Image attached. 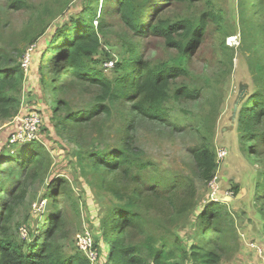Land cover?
Instances as JSON below:
<instances>
[{"label": "rangeland", "instance_id": "374dc122", "mask_svg": "<svg viewBox=\"0 0 264 264\" xmlns=\"http://www.w3.org/2000/svg\"><path fill=\"white\" fill-rule=\"evenodd\" d=\"M23 1L26 8L15 10L10 7L12 0H0V56H6L10 64H18L24 74L18 114L0 120V210L3 201L15 195L19 187L24 192L21 201L13 206L11 240L28 243L33 237L41 236L46 217L56 205L63 223L55 232L54 241L63 255L84 256L77 249L75 237L87 229L94 253L91 264H108L105 253L108 246L100 237L102 220L111 203L117 201L114 192L126 196L135 186L114 175L95 181L87 167L78 165V155L91 146L97 150L116 149L120 146V133L125 129L130 133L133 149L140 151L142 161L152 162L171 182L185 177L195 192V207L188 208V212L165 219V212L158 210L160 205L148 210L155 246L165 240L171 245L177 241L188 248L206 226L205 222L200 224L198 212L214 202L220 204L223 216L215 246L218 264H264V198H257L255 194L256 185L258 190L264 187V149L256 155L249 151L247 142L242 141L244 134L238 117L253 93L264 95V79L257 71V65H264V49H261L264 47V2L262 5V0H208L210 3L187 0L164 8L162 16H180L192 22L210 11L222 18L217 27L207 21L201 42L185 62L187 76L170 84V98L165 101L168 117L161 122L142 119L132 111L134 102L130 99L81 128L69 126V130L59 131L58 117H64L67 108L76 112L92 106L99 91L81 86L63 73L54 79L51 70L46 73L43 86L40 56L56 28L85 18L87 7H92L98 15L101 0ZM106 18V34L100 35L101 50L97 57L100 63L92 64L94 67L102 69L111 56L121 62L122 43L126 40L140 45L150 67L168 64L177 57L176 51L166 47L161 37L138 39L111 15L107 14ZM58 63L54 58L51 69ZM104 71L109 79L119 76L114 68ZM55 81L60 85L57 92ZM181 86L197 90L199 97L193 101L174 99V90ZM55 99L67 105L53 111ZM35 110L39 119L36 141L44 148L43 167L36 175L29 176L27 167L16 168L1 161L11 159L28 143L9 145L8 140L20 129L23 117ZM200 138H205L215 151L217 169L208 182L199 178L192 157L201 145ZM221 148L226 155L219 159L217 151ZM59 183L64 185L63 189ZM53 184L55 189L51 187ZM139 184L146 187V182ZM235 188L239 190L237 194ZM51 190L56 196L53 203L49 198ZM185 201L182 196L181 202ZM94 240L97 248H93ZM132 242L145 254V237L137 235Z\"/></svg>", "mask_w": 264, "mask_h": 264}, {"label": "trees", "instance_id": "16d2710c", "mask_svg": "<svg viewBox=\"0 0 264 264\" xmlns=\"http://www.w3.org/2000/svg\"><path fill=\"white\" fill-rule=\"evenodd\" d=\"M184 1L187 0H101L98 15L92 7H87L84 10L85 18L73 20L70 25L54 30L49 44L40 56L42 85H46L44 82L46 73L51 70L54 79L61 77L63 73L67 79L99 91L96 102L85 110L75 112L67 108L64 117H58L56 126L59 127V131L69 130V126L72 129L81 128L100 114L108 115L113 106H120V103L130 99L134 102L132 111L142 119L161 122L168 117L165 101L170 98V84L187 76L185 62L190 59L201 42L207 21L213 22L217 27L222 19L219 13L212 11L204 12L194 22L180 16L172 18L162 16L169 5ZM206 2L210 3L208 0ZM263 2L264 0L261 1L262 5ZM10 7L18 10L26 8V5L23 0H12ZM262 11L264 12V5ZM107 14L138 39L148 36L161 37L166 47L176 51L177 57L168 64L150 67L142 56L140 45L126 40L122 43L124 50L122 61L118 62L112 56L109 59L114 61L113 68L119 76L114 79L107 78L104 75V68L98 69L92 65L100 63L97 58L101 50L100 35L106 34ZM54 58L59 60V63L51 69ZM10 63L6 56H0V120L17 115L20 107L18 95L24 74L18 64ZM257 71L264 79V65H257ZM55 85L54 91L57 92L60 85H57L56 81ZM263 96L260 92L253 93L238 115L244 134L242 141L247 142V147L253 155L264 149ZM172 97L176 100L193 101L199 97V92L181 86L174 90ZM66 105L65 102L61 105L60 100L55 99L53 111ZM35 112L38 114L36 110ZM129 134L125 129L121 131L120 146L116 149L97 150L91 146L78 155V165L81 168L87 167L95 181L104 176L114 175L113 177L119 176L135 186L126 196L118 191L114 192L117 201L111 203L102 220L100 237L105 246H108L105 250L107 263L218 264L219 256L215 246L223 216L220 204L214 202L205 205L198 212L201 215L200 224L205 222L206 226L198 235L199 238L190 243L188 248L181 246L177 241L171 245L162 240L159 246L154 245L151 234L153 222L148 210L160 205L158 210L165 212L163 214L166 216L165 219L188 212L190 210L188 208L194 206L195 192L185 177L171 182L164 176V171L156 168L152 162L142 161L140 151L133 149V145L130 144ZM36 140L26 143L21 150L11 156V159L1 162L5 165L13 164L16 168L27 167L29 176L36 175L42 171L44 152L43 146ZM200 140L201 145L193 151L192 157L199 178L208 182L217 169L215 151L205 138ZM10 177L12 176L10 175L8 179ZM141 182H146V187L140 186ZM58 185L61 189L64 188L63 184ZM51 187L55 189L54 184ZM258 189L259 185H256V197L264 198V187ZM238 191L235 188L236 194ZM23 193V189L19 187L18 192L11 198L8 196L1 205L0 264H91L78 247V251L84 256L77 253L65 257L60 246L54 241V234L63 223L56 205L52 206L46 217L42 237L35 236L28 243L11 240L9 232L13 206L21 201ZM62 194L67 195L64 192ZM182 196L186 199L184 203L181 202ZM55 197L54 190H51L49 194L51 203L55 201ZM137 235L145 237V254L132 242ZM199 239L202 240L201 243ZM94 247H98L95 240ZM170 260L174 262L170 263Z\"/></svg>", "mask_w": 264, "mask_h": 264}, {"label": "built area", "instance_id": "2783aa9c", "mask_svg": "<svg viewBox=\"0 0 264 264\" xmlns=\"http://www.w3.org/2000/svg\"><path fill=\"white\" fill-rule=\"evenodd\" d=\"M114 58H115V56H114ZM113 66H114L113 60H109L108 62L103 63V68L106 71L111 70L113 68ZM38 125H39L38 114L35 111L27 113L22 119L20 129L17 131H14L12 133V135L10 136V138L8 140L9 145H15L18 143L31 142L33 140H36L37 139L36 131H37ZM219 150L220 151H217V157L219 159H222L226 155V151L222 148ZM222 150H224V151H222ZM219 154H220V156H219ZM23 236L26 237V234H24ZM91 240H92L91 233L87 229L81 231L75 237V241H76V245H77L78 249L83 254H85L86 257L90 261H93L94 253L92 251ZM252 244H254V243H252ZM254 245H251V247L257 249V247H255L257 245H255V246ZM257 250L261 254V251L259 249H257Z\"/></svg>", "mask_w": 264, "mask_h": 264}]
</instances>
